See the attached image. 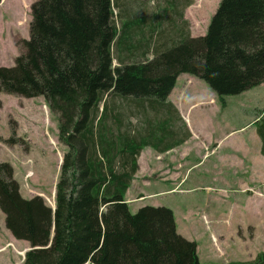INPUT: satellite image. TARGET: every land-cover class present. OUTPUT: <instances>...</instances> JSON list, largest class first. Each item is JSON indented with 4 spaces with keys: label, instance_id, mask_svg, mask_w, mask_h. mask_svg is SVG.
<instances>
[{
    "label": "trees",
    "instance_id": "obj_1",
    "mask_svg": "<svg viewBox=\"0 0 264 264\" xmlns=\"http://www.w3.org/2000/svg\"><path fill=\"white\" fill-rule=\"evenodd\" d=\"M194 1L33 3L24 51L0 65V92L44 97L67 151L55 210L42 195L23 196L13 166L0 162L5 225L31 246L21 264H217L200 261L171 208L132 212L126 199L143 148L186 138L166 103L181 73L221 99L264 83V0H220L200 36L184 19ZM260 112L253 125L264 154ZM224 264H264V252Z\"/></svg>",
    "mask_w": 264,
    "mask_h": 264
},
{
    "label": "rangeland",
    "instance_id": "obj_2",
    "mask_svg": "<svg viewBox=\"0 0 264 264\" xmlns=\"http://www.w3.org/2000/svg\"><path fill=\"white\" fill-rule=\"evenodd\" d=\"M35 1L1 0L0 65L13 66L15 58L24 51L22 41L30 37L32 5ZM219 2L220 0L194 1L189 11L192 36L193 34L205 35ZM117 62L114 60V64ZM201 81L197 96L207 101L195 109L192 115L193 120L205 124L215 123V126L208 130L213 133L218 131L220 136L231 129L237 130L229 137L245 140L249 148H254V139L259 137L253 122L264 109V83L239 94L225 95L221 99L204 80ZM212 93L217 107L210 103L209 97ZM130 119L134 121V125L144 124L143 120L136 115ZM58 123L57 114L52 112L44 97L27 98L0 92V162H7L13 166L14 177L19 182L23 196L42 195L51 206H55L56 184L63 155L67 151V146L59 139ZM194 147V141L189 140L185 145L175 149V156L189 155L184 168L181 169L182 172L186 173V170L193 166L188 171L186 179L175 189H172L175 187L172 182L155 180L157 176L158 178L163 176L164 172L161 175H158L159 171L146 172L150 164L156 162L149 154L155 146L151 144L144 148L142 169L130 190V197L133 198L130 205L132 212L146 205L169 207L174 211L178 229L189 239L197 238V228L190 222L188 210L194 207L204 210L199 204H203L209 195L210 202L217 203L212 190L203 188L189 190L192 185L196 186L199 182L213 181L212 178L216 175L214 163L218 159L216 154H212L205 164L195 165L199 162L200 152ZM231 149L234 153V148ZM236 154L239 156L242 153L238 150ZM238 167H240L238 178L248 176L244 175L245 171L241 166L238 165ZM205 170H208V174H205ZM144 176H147L148 182L143 180ZM219 184L221 183L218 182ZM232 186L235 187L234 181ZM223 207L224 210L220 211L223 212L221 214L223 218L253 219V214L255 217V212L247 206L231 211L228 210V205ZM207 211L208 214H219V211L214 208ZM199 216L196 215L197 218ZM7 235L5 215L0 209V264L23 262L26 250L30 246L26 244L23 248L15 247Z\"/></svg>",
    "mask_w": 264,
    "mask_h": 264
},
{
    "label": "crops",
    "instance_id": "obj_3",
    "mask_svg": "<svg viewBox=\"0 0 264 264\" xmlns=\"http://www.w3.org/2000/svg\"><path fill=\"white\" fill-rule=\"evenodd\" d=\"M190 7L191 5L186 8L184 19L189 22L188 28L191 35ZM193 36L197 35L193 34ZM201 80L188 73H181L178 76L176 85L169 94L166 103H169L172 111L176 113L179 127L183 128L182 135L184 134L186 138H184L183 143L173 144L165 148H163V145H167L169 142L166 144H162L163 142H158V145L156 143L153 144L155 148L149 154L151 159H155L156 162L150 164L146 172L149 170L150 172L153 170L159 171L158 175L164 172L163 176L160 178L157 176L155 180L162 179L172 182L175 186L172 189H175L186 179L188 171L193 167L190 166L186 173L181 171L189 155H184L183 157L175 156L176 148L185 145L189 140H193L194 148H197L200 152L199 162L195 165L205 164L212 154H216L218 159L214 163L216 175L212 178L213 181L205 180L199 182L196 186L192 185L189 189L203 188L212 190L214 191V198L217 200V203H211L209 195L203 204H199L203 206L204 210H200L199 207L188 210L190 222L197 228V238L191 240H195L198 244V256L202 263L250 262L255 260L261 252H264V154L262 153V142L259 136V139L255 137V147L249 148L245 140L231 139L229 137L237 130L231 129L220 136L218 131L213 133L208 130L210 127L215 126V123L205 124L193 120L192 115L195 109L198 108V105L207 101L197 96L199 87L202 84ZM209 99L210 103L216 106L213 93ZM150 145L148 144L144 148ZM144 148L139 156V170L133 181L136 180L142 169V161L145 156ZM231 148H234V153ZM238 150L242 153L239 156L236 154ZM238 165L245 171L244 175L248 176L238 178L237 175L240 168ZM205 174H208V170H205ZM143 178V180L148 182L147 176ZM233 181L235 187L232 186ZM218 182L221 184L218 185ZM132 185H134V182L126 193L129 205L133 201V198L130 197ZM137 188L140 187L137 186ZM223 205H228V210L230 211L247 206L255 212V217L253 214V219L223 218L221 215L223 212H220L224 210ZM210 208L219 211V214H208L207 210ZM196 215H200L199 218ZM178 231L188 238L181 230L178 229ZM7 232L9 241L15 247L23 248L26 247V244L30 246L28 241L22 240L25 241L22 243L21 240L16 239L8 228ZM21 263L11 262V264Z\"/></svg>",
    "mask_w": 264,
    "mask_h": 264
},
{
    "label": "water",
    "instance_id": "obj_4",
    "mask_svg": "<svg viewBox=\"0 0 264 264\" xmlns=\"http://www.w3.org/2000/svg\"><path fill=\"white\" fill-rule=\"evenodd\" d=\"M54 210L56 209V205L52 207Z\"/></svg>",
    "mask_w": 264,
    "mask_h": 264
},
{
    "label": "bare ground",
    "instance_id": "obj_5",
    "mask_svg": "<svg viewBox=\"0 0 264 264\" xmlns=\"http://www.w3.org/2000/svg\"><path fill=\"white\" fill-rule=\"evenodd\" d=\"M23 254H24V252H23Z\"/></svg>",
    "mask_w": 264,
    "mask_h": 264
}]
</instances>
